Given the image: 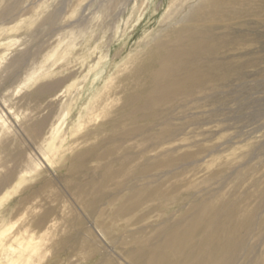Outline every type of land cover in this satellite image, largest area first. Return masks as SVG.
Masks as SVG:
<instances>
[{
	"label": "rangeland",
	"instance_id": "1",
	"mask_svg": "<svg viewBox=\"0 0 264 264\" xmlns=\"http://www.w3.org/2000/svg\"><path fill=\"white\" fill-rule=\"evenodd\" d=\"M200 25L224 36L216 80L190 95L179 85L156 109L132 104L159 45ZM0 165L14 169V198L25 188L52 214L51 264H128L138 239L161 242L202 205L252 209L264 189V0H0ZM260 220L263 236L264 205ZM249 244L231 264L264 254Z\"/></svg>",
	"mask_w": 264,
	"mask_h": 264
},
{
	"label": "bare ground",
	"instance_id": "2",
	"mask_svg": "<svg viewBox=\"0 0 264 264\" xmlns=\"http://www.w3.org/2000/svg\"><path fill=\"white\" fill-rule=\"evenodd\" d=\"M211 30L212 27L201 25L188 30L179 29L175 33V41L159 45L155 58L144 65L149 70L144 75L145 83L136 94L129 97L130 101L136 98L132 104L141 103V108L156 109L164 101L174 99L180 92L177 89L179 85H185L189 95L194 90L203 91L214 80L209 72L221 69L225 59V54L217 50L224 36L219 33L212 35ZM219 78L217 81H227L225 74L219 73ZM129 110H124L125 115H128ZM12 170L7 168L0 174V264H51L50 260L56 257L54 250L60 243L50 242L47 235L51 233L56 236L59 229L54 226L55 229L48 231L46 219L52 214L43 207L45 203L41 196L21 188L22 195L13 197L18 193V187L12 185ZM101 180L91 185L92 191L86 192L85 206L89 209L93 207L95 197L105 184V180ZM258 196L257 205L244 212L238 206L227 205L221 211L205 204L198 210L185 213L183 221L168 227L161 242L147 243L138 239L133 250L127 254L128 264L233 263L238 259L240 250L244 249L245 254L252 252L249 240L264 245V233L260 235L263 230L260 210L264 205V189L260 190ZM123 212L127 210L121 207L119 213ZM54 220L55 224L60 223L57 218ZM249 262L264 264V254ZM52 264L57 262L53 261Z\"/></svg>",
	"mask_w": 264,
	"mask_h": 264
}]
</instances>
